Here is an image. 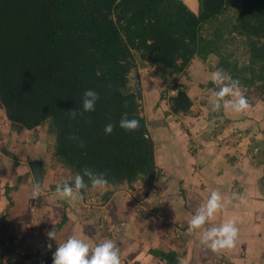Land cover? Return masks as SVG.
I'll return each mask as SVG.
<instances>
[{"label":"crops","instance_id":"crops-1","mask_svg":"<svg viewBox=\"0 0 264 264\" xmlns=\"http://www.w3.org/2000/svg\"><path fill=\"white\" fill-rule=\"evenodd\" d=\"M207 57L194 58L181 73L141 62L147 67L139 71L151 70L162 80L166 73L176 76V88L192 97L187 113H170L168 105L158 110V105L146 117L155 148L149 184L138 179L132 186L89 185L82 199L59 198L56 184L72 182L75 175L53 156L47 125L18 130L0 107V253L13 247L11 264H31L21 256L47 250L52 264L55 247L76 235L90 246L115 239L122 264H165L156 254L170 253L179 264H264V96L251 100L247 93L250 107L242 113L212 111L213 90L219 89L211 73L219 61L208 64ZM139 71L135 85L148 90L147 101L154 100L149 92L159 79L149 81ZM33 181L42 184L37 199H29ZM154 181L157 190L147 199L161 208V216L136 208ZM213 189L230 202L208 223L231 219L239 229L235 247L219 255L200 243L202 229L193 230L189 223ZM53 227L55 242L46 235ZM48 243L51 248H45ZM8 257L4 254L0 264H8Z\"/></svg>","mask_w":264,"mask_h":264},{"label":"trees","instance_id":"trees-1","mask_svg":"<svg viewBox=\"0 0 264 264\" xmlns=\"http://www.w3.org/2000/svg\"><path fill=\"white\" fill-rule=\"evenodd\" d=\"M231 1L0 0V107L18 130L47 125L53 156L74 175L90 168L106 173L109 185L149 183L155 148L145 136L148 121L140 113L138 93L129 88L134 55L175 73L184 72L194 58L220 56L226 27L220 17ZM259 1L264 2L241 0L227 33L244 37L248 65L239 69L221 56L216 65L240 81L245 96L256 82L264 89V5ZM206 25L213 27L210 39L203 37ZM243 72L249 79L238 77ZM86 89L99 94L95 111L70 119L67 112L80 108ZM191 105L192 97L178 90L169 110L187 113ZM124 114L138 119L140 127L134 132L116 127L105 135V125ZM4 254L11 264L14 248L1 251L0 259ZM156 255L165 264H179L175 253ZM21 257L51 264L47 250Z\"/></svg>","mask_w":264,"mask_h":264},{"label":"clouds","instance_id":"clouds-1","mask_svg":"<svg viewBox=\"0 0 264 264\" xmlns=\"http://www.w3.org/2000/svg\"><path fill=\"white\" fill-rule=\"evenodd\" d=\"M211 79L219 89L218 91L213 90L212 111L228 108L235 113H242L250 107L247 97L241 91L242 85L238 79H234L222 68H217L212 72ZM98 100L99 94L95 90L86 89L81 98L80 108L67 112L70 119H77L86 113L94 112ZM116 127L125 132H134L140 127V121L135 118L129 119L127 114H124L116 124L107 123L104 127V134L111 135ZM73 139L78 138L73 137ZM78 143L81 148L84 147L82 141ZM85 178H87V182ZM89 182L93 188L98 189H105L109 185L106 173H97L90 168H84L82 174H75L72 182L57 183L53 191L61 199H82V190L88 187ZM42 190L41 182L33 181L29 199H37ZM229 202L219 190L213 189L205 204L197 209L189 221L193 230L202 229L200 243L218 255L235 247L239 229L235 221L231 219L219 225L208 222L210 218L222 211ZM46 235L49 241L55 242L57 229L53 227L47 231ZM47 247L51 248L52 244L48 243ZM52 264H122L120 247L117 241L112 238L103 239L94 246H90L84 239L72 235L55 247L52 254Z\"/></svg>","mask_w":264,"mask_h":264},{"label":"rangeland","instance_id":"rangeland-1","mask_svg":"<svg viewBox=\"0 0 264 264\" xmlns=\"http://www.w3.org/2000/svg\"><path fill=\"white\" fill-rule=\"evenodd\" d=\"M253 1L256 2L257 0H253ZM240 2H241V0H232L231 4L226 8L224 14L220 17V21L221 22L223 21L226 27H225V31L223 32L224 33L223 39L219 43L220 56L227 59L229 61V63H231V64L234 63L237 66V68H239V69L246 67L248 65V62H249V53H248V50L246 47L245 39H244V37L240 36L237 32H234V33L231 32L230 35L227 33L229 31H231L230 27L233 25V23L235 22L236 16L239 14ZM259 2H262V1H259ZM260 4L264 5V2H262ZM261 13H263V10ZM221 22L219 24H222ZM219 24L217 23L215 25H219ZM212 30H213V27L206 25L205 28H203V37L210 39V37H212V35H211ZM134 56L136 58L134 61L135 62V68H133L129 74V88L132 91L136 92V88H137V86L135 85L136 74H137L136 71H139V69L143 68L144 66L147 67V65L141 64V61L139 60V57L137 54H135ZM220 56L216 55V54H215V56H213V54H212L209 58L207 57L206 62L208 64H210V63L216 64V62L219 61ZM139 72L141 73L142 77L146 76V78H148L149 81H153L152 79H154L155 76H157V74L156 73L153 74V72L151 70H145L143 72H142V70H140ZM168 74L169 73L165 74V76L167 78L166 80H162L159 76H157L156 78L159 79V81L156 83V85H154L150 88L151 91L149 92V95L154 96V100L151 99V100L147 101L148 95L146 92H148V90L145 91V93H143L142 92L143 89H141V87L138 86V88H137V90H138V92H137L138 93V103L140 104L141 112H142V109H144V111L141 113V115H143L145 117H149V114L151 113L152 109L154 111H156L157 109L158 110L163 109L164 107H166V105L169 106L170 98L174 97L177 94V91L175 90V89H177L176 87L178 86L177 84H175L176 76H172V75H170V74L168 75ZM170 77H171V79H170ZM238 77H240L241 79H244V78L249 79L250 76L248 73L243 72V73H240V75ZM168 79H170V80H168ZM150 84H153V82ZM250 87L251 88L248 91L250 93L249 98L251 100L263 98L264 89L260 88L258 82H256L254 85H252ZM241 90H242V92H244L245 89L241 88ZM141 95H142V97H141ZM155 98L156 99L158 98V100H156V102H155ZM247 99H248V97H247ZM166 101L168 103H166ZM143 104L145 105L146 108L143 106ZM158 105H161L162 108H157ZM165 109H167V108H165ZM8 123H10V122H8ZM45 127H47V126H45ZM262 138L264 140V134L262 135ZM154 183H155V181L149 186V190H148V192H146L145 197H144V195H142L140 199H137V205H136L137 209H139V208L143 209V207H148L149 205H155L153 203H150V201H148L149 194H151L152 192L154 193L157 190V187L154 185ZM139 187H140V185L138 184V188ZM147 213H149V212H147Z\"/></svg>","mask_w":264,"mask_h":264},{"label":"built area","instance_id":"built-area-1","mask_svg":"<svg viewBox=\"0 0 264 264\" xmlns=\"http://www.w3.org/2000/svg\"><path fill=\"white\" fill-rule=\"evenodd\" d=\"M139 209H141V208H139ZM143 209L146 212H149L150 214H153L155 216H161L162 215V210L157 205H149L148 207H143ZM179 233H180V231H179Z\"/></svg>","mask_w":264,"mask_h":264},{"label":"water","instance_id":"water-1","mask_svg":"<svg viewBox=\"0 0 264 264\" xmlns=\"http://www.w3.org/2000/svg\"><path fill=\"white\" fill-rule=\"evenodd\" d=\"M145 136H146L147 138H150V134H149V132H148L147 129H146V131H145ZM153 177H154V173L152 174L151 179H154Z\"/></svg>","mask_w":264,"mask_h":264}]
</instances>
